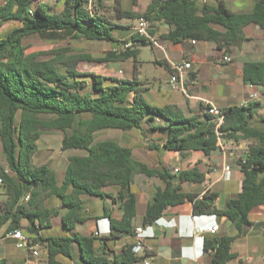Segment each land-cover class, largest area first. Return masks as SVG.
Masks as SVG:
<instances>
[{
    "label": "trees",
    "instance_id": "obj_1",
    "mask_svg": "<svg viewBox=\"0 0 264 264\" xmlns=\"http://www.w3.org/2000/svg\"><path fill=\"white\" fill-rule=\"evenodd\" d=\"M62 2L58 13L42 0H4L0 4V29L9 23L15 25L0 33V188L4 196L0 201V238L14 230H24L31 243L44 249L46 264H62L57 258L70 259L73 243L78 245L84 264H105L106 259L97 255L94 236L72 232L50 237L39 234L49 228L52 217L59 216V209L46 208L44 201L53 196L59 200L60 207L66 210L60 215L61 224L70 232L84 222L83 197L104 198L105 188L117 189L115 201H119L121 218L115 219L111 210H104L109 220L107 239L115 240L132 235L136 202L130 187L135 174L143 173L149 177L158 175L164 183L147 205L144 225H152L166 208L184 201L192 202L193 215L223 216L237 233L205 238L204 251L213 252L210 264H227L236 257L231 245L250 225V212L264 205V116L257 120L260 126H255L250 104L230 106L219 109L223 122L217 127L216 117L205 112L208 104L199 103L204 111L200 115L185 116L174 105L148 103L143 97L146 89L135 79L79 73L77 63L92 61L89 55L68 54L64 48L28 51L31 45L26 40L33 35L49 41L71 37L118 43L112 34L115 25L104 14L101 0ZM113 16L133 20L142 17L151 24L167 25V33L160 36L162 40L174 44L185 40L213 43L223 56L241 47L247 26H258L264 35V0H255L247 13L233 12L225 0H217L214 6L195 0H150L141 13L117 9ZM148 33L154 34L152 30ZM130 40L131 48L118 53L109 51L97 60H132L136 71V46L153 47V43L138 34ZM169 72L173 73L171 69ZM241 72L244 83L264 89V61L245 62ZM101 130L138 131L142 135L158 131L166 136L165 150L202 151L206 156L217 149L218 139L226 143L245 141V154L237 160L243 176L241 192L227 200L222 210L208 202L211 196L195 200V195L182 192L180 183L203 181L198 169L182 172L174 185V176L167 170L150 169L135 161L131 149L117 140H95V133ZM45 132L61 134L62 152L84 153L68 158L60 183L47 164L33 163L38 141ZM26 195L29 199L23 202ZM131 246H125L113 264L136 262Z\"/></svg>",
    "mask_w": 264,
    "mask_h": 264
},
{
    "label": "crops",
    "instance_id": "obj_2",
    "mask_svg": "<svg viewBox=\"0 0 264 264\" xmlns=\"http://www.w3.org/2000/svg\"><path fill=\"white\" fill-rule=\"evenodd\" d=\"M52 7V11L58 13L62 9V0H42ZM92 1V0H89ZM198 1V0H195ZM243 1V0H242ZM235 3L237 0H231L226 6L231 10L237 9L238 13H247L250 11L255 0H248ZM208 4V0H205ZM150 3V0H137L134 4L132 0H101V6L105 10V15L113 23L114 30H117L113 36L118 43L131 41L134 33L132 28L137 19H114L117 9L125 12L141 13ZM199 3V2H198ZM109 11L112 16L110 17ZM234 12V11H233ZM108 14V15H107ZM167 25L151 24L149 30L153 31L151 38L155 41L151 49L162 50V58L155 56L151 60L155 66H164L166 76L158 74L153 80H158V90L155 91L157 100H162L161 105H174L178 107L185 116L200 115L204 111L200 109L199 103L211 104L212 106L223 109L230 106L240 107L244 103L251 105L253 114L252 123L260 126L257 120L264 116V89L257 86L244 83L242 80V66L245 62L264 61V35L258 26L249 25L245 28L246 40L238 49H234L230 56L232 62L225 64L222 62L224 57L222 53L215 49L213 43H195L191 40H185L180 43H171L162 40L161 35L167 33ZM71 38V37H68ZM85 40V39H84ZM121 40V41H120ZM160 41V42H158ZM110 45L115 43L105 42ZM116 43V44H118ZM149 46V45H147ZM139 54L142 47L137 45ZM139 57V55H138ZM131 60L122 62L127 64ZM137 61L140 62L137 58ZM182 62L190 63V69L184 72V90L185 94H171L166 90L170 87L169 78L172 72H169L172 65ZM141 63V62H140ZM139 63V64H140ZM125 70L119 69V79L132 81L135 79L146 89L143 97L151 93L152 81L145 76L135 77L132 62L128 63ZM123 66L124 69V65ZM197 67V70L195 69ZM140 73V72H139ZM203 75V77H202ZM214 75V77H212ZM222 81L225 86L222 94L211 92L213 83ZM220 84V83H219ZM147 86V87H145ZM258 92V99L248 102L250 94ZM145 99V98H144ZM138 132V131H135ZM140 133V132H139ZM141 134V133H140ZM142 135V134H141ZM143 140H134V138L122 143V146L131 149L132 158L141 162L150 169H165L173 177L174 185L178 184L177 177L191 169H198L203 174L204 180L196 183L183 182L180 187L183 193L195 195V200L203 197H212L211 203L218 210L224 209L227 200L235 197L242 189V173L237 165L247 149L248 143L245 141L239 143L224 142L220 147L221 153L218 155L206 156L202 151H167L163 148L165 135L161 132H144ZM39 151H37L38 153ZM72 155H83L80 151ZM36 153V154H37ZM64 153V152H63ZM70 155V156H72ZM69 156V157H70ZM68 157V158H69ZM50 159V157H48ZM68 159L62 171H60L58 183L63 179V173ZM51 169L54 170L49 164ZM229 167L228 174L224 173V167ZM224 176H226L224 178ZM164 188V183L158 175L146 176L143 173H136L130 190L135 197V216L132 220V235H126L121 238L107 239L109 234V220L106 217L105 209L112 211V217L120 219L122 211L119 209V201H115L117 189L105 188L104 198L83 197V210L81 216L84 222L76 224L70 232L61 224L60 215H64L66 210L60 207L59 200L56 197H49L44 201L46 208L59 209V216L52 217L48 223L49 228L44 229L47 235L42 233L43 237L65 236L66 234L76 233L80 236H94L95 245L98 248L97 255L106 259L105 264H113L114 257L119 255L123 248L134 243V235L138 228L144 230V249L136 257L137 261L131 264H143L148 261L149 264H210L212 251H204V239L220 236H234L237 232L231 226L230 221L223 216L209 214L193 215L192 202L184 201L181 204L166 208L162 216L152 225H144L143 217L147 205L151 202L157 189ZM4 199L3 191L0 188V201ZM250 225L242 230L241 235L231 245V251L236 257L227 264H264V205L254 208L249 214ZM26 226V222H22ZM212 225H218L215 233H207L206 228ZM154 228L151 229L150 227ZM3 231V228L0 232ZM26 236L28 235L22 230ZM102 238H104L102 240ZM34 249L39 250L37 257H32L28 251L17 249L15 241L3 237L0 238V264H46V253L44 249L32 243ZM62 264H84L81 259L79 247L76 243L72 244V257L57 258Z\"/></svg>",
    "mask_w": 264,
    "mask_h": 264
},
{
    "label": "rangeland",
    "instance_id": "obj_3",
    "mask_svg": "<svg viewBox=\"0 0 264 264\" xmlns=\"http://www.w3.org/2000/svg\"><path fill=\"white\" fill-rule=\"evenodd\" d=\"M4 0H0V4L3 3ZM227 4L231 3V0H225ZM244 2L245 5L249 3L248 0H237L235 5L237 6L238 3ZM63 3V2H62ZM217 0H208L209 5H216ZM202 4V3H199ZM205 4H207L205 2ZM232 11L237 12V9L232 7ZM113 13L109 11L110 17ZM108 15V14H107ZM136 22V20H135ZM12 23L6 24L2 29H0V33L8 31L11 27H13ZM3 31V32H2ZM112 32L117 33V30H113ZM27 42L30 43L31 47L28 51H47L51 49L56 48H64L68 50V54H86L89 55L92 58V61H81L78 62L76 65V69L81 74H100L104 76H111V77H117L118 76V70L122 69L125 70L128 63L132 62L129 61L127 64H122L124 61H99L97 59L103 57L105 54H107L109 51H112L116 48H118V44H108L102 41H88L84 39H73L68 37L59 38L54 41H49L42 39L41 37L37 35H33L29 37ZM121 41V40H120ZM156 41V40H155ZM160 42V41H158ZM154 46V44H153ZM138 48V47H137ZM119 51H117L118 53ZM162 50L159 48H156V50H152L150 46H145L141 48L138 60L140 64H137L136 71H134L135 77L139 75L145 76L146 78L151 79L152 83L151 86V93L144 96L145 100L153 105H161L162 100H157L158 98L155 95V91L158 90V80H153L158 74H162L163 76H166V69L164 66H155L151 60H154L153 58L155 56L162 58ZM127 61V60H125ZM124 65V69L123 66ZM133 67V63H132ZM197 70V67H195ZM134 70V67H133ZM140 72V73H139ZM119 77V76H118ZM203 77V75H202ZM214 77V75L212 76ZM89 81V80H88ZM220 83V84H219ZM219 83H213V86L210 88L211 92L220 93L225 90L223 86L225 84L220 80ZM147 87V86H145ZM169 93L181 96V92L174 91L171 89V87L166 88ZM95 140H117L121 141L122 143H125L126 141L130 140L131 138L134 140H143V136L139 132L130 131V132H120L115 130H101L95 133L94 135ZM60 141H61V134L58 132H45L40 140L38 141V153L33 158V163L35 165H41V164H49L51 167L54 168V172L56 176L59 178L60 171L63 170L64 165L68 159V157L75 152L65 151L64 153L60 150ZM82 153V152H81ZM50 157V159H48ZM0 161L3 163V156L0 151ZM42 233L47 235L46 230H42Z\"/></svg>",
    "mask_w": 264,
    "mask_h": 264
},
{
    "label": "built area",
    "instance_id": "obj_4",
    "mask_svg": "<svg viewBox=\"0 0 264 264\" xmlns=\"http://www.w3.org/2000/svg\"><path fill=\"white\" fill-rule=\"evenodd\" d=\"M197 2L205 4V0H198ZM150 26H151V23L141 17L137 19L136 24L134 25L132 30L134 31L135 34H138L139 36H143L145 38L150 39V41H152V43L156 45L155 41L151 38L150 34L148 33ZM131 47H132V42L125 41V42H121L118 48L114 49L113 51L117 52V51L129 49ZM222 62L225 64H229L232 62V58L230 56H224L222 58ZM190 67H191L190 63L188 62H182L180 64H175L171 66V70L173 71V73L171 74L169 78V84L172 90L179 91L185 94L183 75L185 71L190 69ZM258 98H259L258 92H254L250 94L248 102L255 101ZM208 105L209 107L205 110V112L216 117L217 127H219V125L223 122V114L218 108L212 106L211 104H208ZM244 105H247V103H244ZM222 143H223L222 140L218 139L217 144L220 147H222ZM223 170H224V173L228 174L229 167L225 166ZM7 171L8 170L5 169V172ZM225 177L226 176H224V178ZM1 184H2V178H0V185ZM28 199H29V196L26 195L23 199V202H26ZM218 228H219L218 225H212L206 228V232L215 233L218 230ZM6 237L15 241V247L17 249H24L28 251L32 257H37L39 255V250L33 248L29 237L26 236L22 230L20 229L14 230L8 233ZM144 238H145L144 230L142 228H138L134 235V243L131 246V251L134 255H137L139 252H141L144 249L145 247ZM143 264H149V262L145 261Z\"/></svg>",
    "mask_w": 264,
    "mask_h": 264
},
{
    "label": "water",
    "instance_id": "obj_5",
    "mask_svg": "<svg viewBox=\"0 0 264 264\" xmlns=\"http://www.w3.org/2000/svg\"><path fill=\"white\" fill-rule=\"evenodd\" d=\"M248 84H250V82H248ZM220 153H221V149H220V147H217V149L213 152V155H218ZM208 202L211 203V199H209ZM150 228L153 229L154 227L151 226Z\"/></svg>",
    "mask_w": 264,
    "mask_h": 264
}]
</instances>
